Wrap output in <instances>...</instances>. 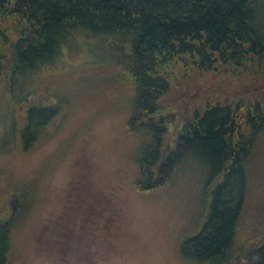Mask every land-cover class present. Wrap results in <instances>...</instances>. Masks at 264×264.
Returning <instances> with one entry per match:
<instances>
[{
  "label": "trees",
  "instance_id": "trees-1",
  "mask_svg": "<svg viewBox=\"0 0 264 264\" xmlns=\"http://www.w3.org/2000/svg\"><path fill=\"white\" fill-rule=\"evenodd\" d=\"M259 5L260 0H0V85L8 97L29 103L15 132L22 149L35 145L61 112L57 103H30V96H21L22 82L55 60L73 34L103 40L125 102L126 134L142 137L132 157L133 186L157 195L177 190L187 175L198 184L188 191L198 210L191 233L179 244L181 258L194 264H264V221L251 212L244 220L257 167L254 152L264 135ZM213 75H230L239 87L259 85L225 103L200 102L201 83ZM188 85L201 99L165 152L168 114ZM31 193L23 187L9 201L0 197V264H15L12 232ZM243 227L259 233L245 249L237 243Z\"/></svg>",
  "mask_w": 264,
  "mask_h": 264
},
{
  "label": "rangeland",
  "instance_id": "rangeland-1",
  "mask_svg": "<svg viewBox=\"0 0 264 264\" xmlns=\"http://www.w3.org/2000/svg\"><path fill=\"white\" fill-rule=\"evenodd\" d=\"M259 9L264 23V0ZM104 47L103 40L77 32L55 60L22 82L21 96H30V103H57L61 110L30 149H22L15 134L29 103L8 97L0 85L1 201H9L23 187L32 192L12 232L14 263L194 264L182 259L178 249L195 224L198 204L188 191L198 184L187 175L177 190L144 195L135 189L132 157L142 137L126 134L125 102L115 88ZM240 85H234L230 75L207 77L200 86V102L225 103L242 92H256L259 84ZM192 86L174 97L176 108L168 114L163 138L165 152L201 99ZM254 157L257 167L244 220L251 212L264 221V135ZM256 237L259 233L243 227L237 243L245 249Z\"/></svg>",
  "mask_w": 264,
  "mask_h": 264
}]
</instances>
